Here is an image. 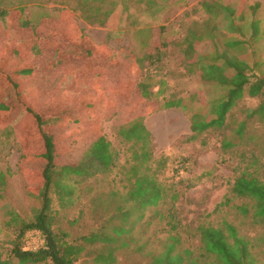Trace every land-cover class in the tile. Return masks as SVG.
Here are the masks:
<instances>
[{
    "label": "trees",
    "instance_id": "1",
    "mask_svg": "<svg viewBox=\"0 0 264 264\" xmlns=\"http://www.w3.org/2000/svg\"><path fill=\"white\" fill-rule=\"evenodd\" d=\"M199 5L207 16L190 21L176 43L183 54L182 64L189 76L196 75L201 82H213L225 87L227 91L220 98L202 102L203 109L190 115L189 128L194 137L210 129L218 130L223 151L229 152L241 143L249 144L238 156V165L236 170H232V180L222 200L211 212L206 213L210 216L225 207H233L235 217L229 218V213L223 212L215 223L205 220L189 225V236L195 238V241L189 247L180 245V221L173 216V207L158 213L155 209L168 196V191L163 181L157 179L155 171L148 174L142 169L144 161L150 157V132L142 124V116L136 114L127 120L126 127L119 130L125 140L140 143V153L135 152L139 158L138 167L127 173L128 178L133 176V181L124 186V192L119 193L118 189L113 188L104 193L107 195L105 200H102L101 194H97L90 205L91 210L86 209V206L78 202L80 177L96 178L97 174L108 171L114 165L115 151L112 150L111 142L100 134L89 144L77 164H58L48 123L59 117L69 120L70 109L57 110L58 113L45 119L35 104L38 94L32 95L34 99L29 101L28 93H25L21 81H18V77L24 81L30 80L35 70L33 58L42 49L53 48L56 54L52 58V67L56 66L59 73L63 69L65 77H71L75 85L79 83L83 91L81 95H85L80 103L81 109L87 111L92 108L94 111L105 106L110 96H104L100 88L110 91L113 103L116 98H125L133 93L136 97L130 100V105L135 110L142 102L152 103L156 109H184L185 100H190L191 96L186 98L173 90L165 95V80H160L156 92L151 90L150 66L158 68L163 57L162 48L166 46L165 41H168L162 33L164 27L151 29L149 48L137 56L133 52L124 54L121 49L112 51L107 46L96 44L82 33L67 9H59L58 22L53 19L56 15L37 14L32 19L21 4L11 8L0 7V32L5 30L7 35H11L10 32L15 30L20 40L16 43L7 42L6 53L8 47L12 51V54L8 53L9 65L7 60L1 62L0 59V123L5 122L10 112L17 119L28 117V138L40 144L33 158L43 163L39 189L36 192L27 191V196L33 200L32 216L22 217L16 209L8 211L4 223L13 229L14 235L8 240L0 238V264H77L87 245L96 243L94 260L113 262L118 250L138 252L150 244L148 239L141 240L140 236H135L134 229L140 222L143 228L150 225L151 220L145 211L151 209H155L154 215L167 218L168 233L160 242L161 248L157 252L150 249L149 264H264V131L248 128L250 119L256 117L264 120V68H259L264 54L255 55V47L264 46L258 39L264 35V27L261 28L263 33L258 35L259 19L246 20L243 10L233 6L232 0H202ZM6 18L13 20V23H9L10 30L1 21ZM223 20L227 22L225 35L233 37L227 42L228 46L235 47L244 43L251 49L231 57L226 52L223 55L200 54L198 44L206 40L215 42L220 35L219 26ZM43 28L48 29V32L39 46L40 36L37 31ZM24 30L29 33H24ZM102 47L105 50L102 51ZM74 60L81 63L77 71L64 68ZM112 68L117 73L110 78L108 72ZM6 86L14 88L17 98L15 103L5 101L7 95L3 87ZM244 96L257 98V104L250 109L244 105L237 108ZM31 127L35 128L36 137ZM225 130L238 136L239 142L226 137ZM8 175V171L0 172V195H3ZM200 175L203 177L206 172ZM177 196L173 191L170 199L174 200ZM71 208L75 216L66 221L70 228L82 223L87 210L97 220L93 228L80 237H74L71 230L64 226V212ZM107 229H111V232ZM27 231L37 232L41 237V242L34 248L25 245L24 235Z\"/></svg>",
    "mask_w": 264,
    "mask_h": 264
},
{
    "label": "rangeland",
    "instance_id": "2",
    "mask_svg": "<svg viewBox=\"0 0 264 264\" xmlns=\"http://www.w3.org/2000/svg\"><path fill=\"white\" fill-rule=\"evenodd\" d=\"M201 1H0L1 8H11L21 4L32 19L37 14L56 15V18L53 19L57 21L59 9H67L72 13V17L77 21L83 34H86L99 46H107L112 51L121 49L124 54L133 52L137 56H141L150 46L151 29L157 30L161 26L164 27L162 33L168 41H165L166 46L162 48L163 57L158 68H155L154 65L150 66L152 70L150 81L153 84L151 90L156 92L160 87V80H165L167 82L164 88L165 95L173 90L180 96L186 98L191 96L190 100H185L186 107L184 109H156L154 104L142 102L139 103V108L135 110L130 105V100L136 97L133 93L125 98H116V102L113 103V100L110 99L112 95L107 88L105 90L104 88L99 89L104 96H110L105 106L94 111L91 110L92 108L87 111L81 109L80 103L85 95H81L83 91L80 89L79 83L76 84V87L71 81V77H65L60 66L58 68L61 73L57 71L56 66L52 67V58L56 54L53 53V48L52 50L42 49L40 54L33 58L35 70L30 80L24 81L18 77V81H21L22 88L25 93H28L29 101L34 99L32 95L38 94L35 104L45 119L58 113L57 110L70 109L68 112L70 113L69 120L59 117L48 123L53 135L58 164H77L89 144L100 134H103L111 142L112 150L115 151L114 165L108 171L97 174L96 178L80 177L79 187L81 191L78 202L86 206V209L90 208L97 194H101L102 200H105L104 197L107 195L104 193L113 188L118 189L119 193L124 192L126 190L124 186H128L127 184L133 181V176L128 178L127 173L132 168L138 167L139 158L137 159L136 155L140 153V143L134 140H125L119 130L126 127L128 125L127 120L132 119L135 114L142 116V124L150 132V157L144 161L142 169L148 174L155 171L157 179L165 184L168 196L161 200L155 209L158 213L166 212L169 207H173L172 214L180 221V245L183 247H189V244L195 241V238L189 236V225L205 220L215 223L223 212L229 213V218L235 217L233 207H225L221 212L210 216L206 213L211 212L214 206L222 200L228 189V183L232 180V170H236L238 165V156L249 146L245 142L246 144L241 143L229 152L223 151L220 145L221 135L218 130L210 129L194 137L189 128V117L195 111L203 109L202 102L220 98L227 91L225 87L213 82H201L196 75L189 76L182 64L183 54L176 44L190 21L201 20L207 16L200 9L199 3ZM234 3L232 0V5L237 6ZM245 18L246 20L250 18L247 10ZM1 21L4 27L8 29L9 23H13V20L9 21L8 18ZM226 24L225 20L220 23V35L215 42L206 40L198 44L200 54L223 55L226 52L231 57L233 54H242L251 49L244 43L229 47L227 42L231 41L233 37L225 35ZM43 29L37 31L38 37L40 36L39 46H41L40 41L43 40V36H46L48 32L47 28V30ZM23 32L29 33L28 30ZM261 32L263 33L258 29V35ZM6 33L5 30L0 32V59L2 58L1 62L3 59L7 60L9 65V54H12V51L8 47L9 54L6 53L7 42L16 43L20 40L17 38L19 34L17 31L10 32L11 35ZM169 40L172 42L169 43ZM101 49L102 51L105 50L103 47ZM263 54L264 46H256L255 55ZM80 64L79 61L74 60L68 62L67 65L65 64L64 68L77 71ZM259 66L261 69L264 68V59ZM116 73L112 68L108 75L112 78ZM3 90L7 95L5 101L15 103L17 98L14 88L6 86L3 87ZM257 101V98L244 96L237 108L241 105L249 109L253 108ZM8 114L10 115L6 117L5 122L0 123V172H9L5 190L3 195H0V227L2 229L0 238L3 240H8L14 235L13 229L6 227L4 223L8 218L9 210L16 209L22 217L32 216L33 200L27 196V191L36 192L39 189L41 184L40 170L43 166L41 160L33 158V154L38 153L40 144L38 145L28 138L29 130L26 127L28 117L17 119L15 115H12V112ZM238 117H240L239 114ZM11 123L15 125H10ZM248 123V128L264 131V120L255 117L250 119ZM31 131L36 137L34 135L35 128L31 127ZM224 133L229 139L239 142V137L230 130H225ZM136 151L137 154H135ZM202 172H206L203 177L200 175ZM207 172H209L208 175ZM87 185H90L88 189H86ZM173 191L178 196L171 200L170 195ZM155 209L145 211L146 216L151 220L148 227H140V222L134 229L135 236H140L141 240L148 239L150 241V244L146 245L147 247L142 251L118 250L115 252L117 258L113 262L95 261L96 243L87 245L77 264H149L150 249L157 252L161 248L160 242H163L168 233L167 218L162 215H154ZM74 216L75 213L72 208L64 212V226L71 230L74 237H80L84 232L93 228V223L97 221L95 215L87 210L81 220L82 223L70 228L66 225V221ZM142 229L144 230L140 234ZM107 231L111 232V229H107ZM24 239L28 248H34L41 242L39 233L34 231H27ZM13 260L15 261V259Z\"/></svg>",
    "mask_w": 264,
    "mask_h": 264
},
{
    "label": "crops",
    "instance_id": "3",
    "mask_svg": "<svg viewBox=\"0 0 264 264\" xmlns=\"http://www.w3.org/2000/svg\"><path fill=\"white\" fill-rule=\"evenodd\" d=\"M234 2L237 5V8L243 10L244 15H246L247 10V14L250 15V19H259L258 22L260 30L264 27V0H234ZM258 39L260 43L264 44V35L262 37L260 36Z\"/></svg>",
    "mask_w": 264,
    "mask_h": 264
}]
</instances>
